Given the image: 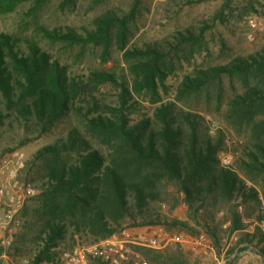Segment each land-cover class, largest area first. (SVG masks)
<instances>
[{"label":"trees","instance_id":"16d2710c","mask_svg":"<svg viewBox=\"0 0 264 264\" xmlns=\"http://www.w3.org/2000/svg\"><path fill=\"white\" fill-rule=\"evenodd\" d=\"M26 1L35 10L50 0H0V14ZM75 3L62 0L61 6ZM137 3L127 12L97 15L94 26L83 31L36 26L50 42L101 46L103 59L114 44L126 66L118 61L117 66L82 71L32 37L0 31V135L14 122L23 134L2 153L55 133L33 152L22 172L39 192L23 208L9 252L13 258L56 264L61 250L107 238L125 224H160L191 236L203 233L217 254L226 249L227 262L243 244L264 256L262 231L242 233L226 245L234 231H244L241 216L254 214H248L246 204L260 203V196L264 200V46L197 67L178 84L179 95L214 93L220 124L211 136L199 114L170 99L154 103L173 58L183 47L206 48L203 39L212 24L188 26L172 40L129 47ZM244 12L259 10L250 2ZM220 46L226 48L224 40ZM107 87L113 90L112 101L105 98ZM137 96L152 105L147 108ZM224 151L233 154L229 165L221 163ZM179 205L185 207L183 219L162 209ZM225 221L230 223L227 228L222 227ZM169 248L142 252L149 264H188L182 251ZM91 264L106 263L95 259Z\"/></svg>","mask_w":264,"mask_h":264},{"label":"rangeland","instance_id":"374dc122","mask_svg":"<svg viewBox=\"0 0 264 264\" xmlns=\"http://www.w3.org/2000/svg\"><path fill=\"white\" fill-rule=\"evenodd\" d=\"M61 2L62 0H50L35 10L32 9V1L19 3L14 11L0 14V31L16 32L24 37H32L44 50L82 71L103 64L117 66L118 61L123 66L127 65L121 57V52L114 44L109 48V55L103 59L101 46L88 44L85 48H80L78 45L68 46L59 42H50L41 36L36 26L39 24L47 27H73L78 31H83L84 28L94 26L93 19L107 10H114L118 13L127 12L134 0H76V3L69 7H62ZM225 2L228 5L226 8H222ZM250 2L259 10V13L244 12L245 6ZM217 14L220 17L215 16ZM252 21H259L260 28L253 26ZM204 23L213 26L204 35L203 42L206 48L202 46L182 48L181 53L173 58L172 65L168 66L164 87H159V99L154 104L170 99L178 107L195 112L203 119L212 118L218 125L220 118L214 111L217 100L211 90L179 95L177 86L184 75L192 74V71L197 67L220 64L234 55H245L264 46V0H199L196 3H187L186 0H138L135 17L130 23L131 33L127 46H143L151 40H172V36L176 32L183 31L188 26H202ZM221 40H224L226 48L220 46ZM104 92L106 100L112 101L113 96L110 94L113 90L107 87ZM137 97L144 102L143 104L147 108L152 105L143 97ZM133 116L138 115L134 114ZM216 132L217 129L213 133L208 131L211 136H214ZM54 134L40 136L17 148L24 151L28 160L36 149L51 142L55 137ZM22 135V129L17 122L13 123L12 128L4 126L3 134L0 135V158L7 153H2V150L16 145ZM234 140L241 141L242 139L234 137ZM232 144L233 141L228 143L230 146ZM245 207L248 214L254 213L248 218L257 220L259 211L264 210V200L260 196V203L249 202ZM162 209L172 217L183 219L186 216L185 207L182 205L172 211L165 207ZM142 226L144 225L125 224L122 228ZM169 230L188 235L186 232L178 231L177 228ZM258 231L261 230L255 227L251 231H239L236 235ZM189 245L188 242H174L168 247H170L169 251H182L188 264H226L230 256L226 255V249L217 254L215 248L212 252L200 255L191 251ZM141 253L144 255V252L141 251ZM233 263L262 264V259L256 253V249L246 250L239 254ZM2 264L7 263L2 261Z\"/></svg>","mask_w":264,"mask_h":264},{"label":"built area","instance_id":"2783aa9c","mask_svg":"<svg viewBox=\"0 0 264 264\" xmlns=\"http://www.w3.org/2000/svg\"><path fill=\"white\" fill-rule=\"evenodd\" d=\"M251 24L260 28L259 21ZM208 131L213 133L218 125L210 117L205 118ZM233 159L230 151L220 153L223 165L231 164ZM27 156L21 148H15L0 158V258L7 264H32L26 259L13 258L9 255L12 250L16 234L21 225V214L25 204L39 192L38 188L22 178L26 166ZM247 186L249 181H245ZM242 211V206H238ZM221 214V213H220ZM245 225L244 230H253L255 227L264 232V210L257 220L241 216ZM229 221L222 224L229 226ZM237 232H233L227 241V246L237 240ZM174 242H188L193 252L207 254L214 250L211 240L203 233L199 235H183L174 233L160 224L144 225L142 227H124L117 233L91 243L75 244L71 248L59 252L56 264H91L99 259L106 264H149L141 253L143 249L162 250ZM141 250V251H140ZM41 264H45L42 262Z\"/></svg>","mask_w":264,"mask_h":264},{"label":"water","instance_id":"95a60500","mask_svg":"<svg viewBox=\"0 0 264 264\" xmlns=\"http://www.w3.org/2000/svg\"><path fill=\"white\" fill-rule=\"evenodd\" d=\"M246 250H254V248L252 246H250L249 244H243L239 247H237V249L235 250L233 256L230 258V260L226 263V264H232L233 261L239 256V254H241L242 252L246 251ZM2 252V248L0 247V253ZM256 253L261 257L262 259V264H264V256L262 255V253L257 252ZM0 264H2V259L0 258Z\"/></svg>","mask_w":264,"mask_h":264}]
</instances>
